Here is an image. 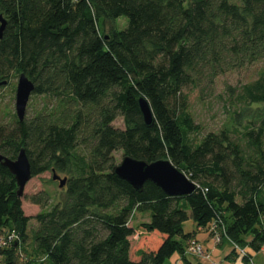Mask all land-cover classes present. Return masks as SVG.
I'll return each mask as SVG.
<instances>
[{
    "label": "trees",
    "instance_id": "1",
    "mask_svg": "<svg viewBox=\"0 0 264 264\" xmlns=\"http://www.w3.org/2000/svg\"><path fill=\"white\" fill-rule=\"evenodd\" d=\"M0 15V83L23 74L31 96L47 100L22 122L0 123V155L14 160L23 148L32 177L68 175L54 204L47 191L27 197L40 208L29 218L0 164V237L17 236L0 245V264H17L19 253L21 264H164L174 255L190 264L187 243L212 228L218 245L245 249L240 263L252 264L264 248V74L240 88L239 135L232 127L197 139L183 91L264 60V0H0ZM115 152L167 159L196 188L170 197L146 183L138 193L113 175ZM134 213L150 219L131 251ZM189 218L196 231L185 233ZM237 258L232 249L226 261Z\"/></svg>",
    "mask_w": 264,
    "mask_h": 264
},
{
    "label": "rangeland",
    "instance_id": "2",
    "mask_svg": "<svg viewBox=\"0 0 264 264\" xmlns=\"http://www.w3.org/2000/svg\"><path fill=\"white\" fill-rule=\"evenodd\" d=\"M125 19L122 18L117 21V29H123L125 26ZM108 30V26L106 28ZM261 74H264V60L256 62L252 65H248L241 69L232 71L225 75L216 78L213 84L204 82L200 87L187 88L183 91L186 95V106L187 110L192 116L196 125H199L200 131L196 135L197 139H201L208 133H217L225 128L232 130L235 127L236 131L239 133L243 132V126L245 125V119L240 114L243 108L242 104L237 101L238 94L241 86L255 81ZM17 78H11L6 80L5 86L0 87V123L2 125H7L8 120L15 116L14 108V98L15 90L17 84ZM47 103V100L40 97L31 96L26 108V116L33 114L35 110L40 109V107ZM256 106H252L255 108ZM234 119V121H233ZM112 126L117 129H123L124 125L121 118L116 119ZM237 135V136H238ZM115 163L119 164L122 159L121 152L113 153ZM60 179L68 178V175L54 172ZM52 171L44 172L38 176L32 177L30 181L26 184L22 196V210L26 217L32 218L40 212V208L31 204L27 197L37 194L41 191H47L51 195H55L52 198L51 205L57 202V200L62 197L61 189L58 187V182L52 180ZM189 215V211H187ZM149 214L134 213L129 221L128 226L136 230V233L131 236L128 240L130 243L131 251L138 247L139 237L138 234L139 226L143 223L149 222ZM37 227L34 220H30L28 223V235L31 237L32 231ZM183 230L185 233H192L196 231L195 224L189 218L183 225ZM197 242L204 255L196 257L193 255H188L185 252L186 258L190 264H241L239 255L240 251L246 252L245 249L238 247L230 242H224L220 245H216L212 236L207 232H200L196 234ZM221 238V235H220ZM250 236L246 240H250ZM30 240L27 241V244ZM220 243V242H219ZM188 247V243L186 248ZM237 248L238 258L236 262L226 261V256L231 252L232 249ZM186 251V249H185ZM18 257L20 261L17 264H21L25 261V254L19 253ZM177 255L172 256L170 259L166 260L164 264H182L180 259L178 261ZM252 264H264V248L259 253L252 254L251 258ZM181 262V263H180Z\"/></svg>",
    "mask_w": 264,
    "mask_h": 264
},
{
    "label": "water",
    "instance_id": "3",
    "mask_svg": "<svg viewBox=\"0 0 264 264\" xmlns=\"http://www.w3.org/2000/svg\"><path fill=\"white\" fill-rule=\"evenodd\" d=\"M5 26L6 21L0 15V40ZM6 84L5 81L1 82L0 87ZM33 89V84L23 74H20L17 78L14 98L15 115L19 122H22L25 117L27 104ZM137 106L144 125L151 127L153 125V116L147 101L140 97L137 99ZM0 164L14 177L17 185L16 195L18 198H22L24 187L32 178L30 163L25 150L23 148L20 149L14 160L0 155ZM112 173L118 179L129 184L138 193L142 191L146 183H152L165 195L170 197L189 196L196 188V185L188 180L167 159H160L148 163L124 156L119 164L112 169ZM52 174V180L57 181L59 189H62L65 185L66 178L60 179L54 172Z\"/></svg>",
    "mask_w": 264,
    "mask_h": 264
},
{
    "label": "built area",
    "instance_id": "4",
    "mask_svg": "<svg viewBox=\"0 0 264 264\" xmlns=\"http://www.w3.org/2000/svg\"><path fill=\"white\" fill-rule=\"evenodd\" d=\"M212 230L214 231V235L212 238L214 239V242L217 245L220 242V235L221 234L215 232V230L213 228H212ZM222 233H223V235L225 234L223 229H222ZM16 239H17V236L15 235V233L11 232L9 235H5L4 237H0V245L5 246L7 244L13 243ZM235 249H237V248L235 247ZM185 252L188 255H193L196 257H200V258L204 255V252H203L201 246L196 241H193V240L188 243V247L186 248ZM243 256H245V252L240 251L239 259Z\"/></svg>",
    "mask_w": 264,
    "mask_h": 264
},
{
    "label": "crops",
    "instance_id": "5",
    "mask_svg": "<svg viewBox=\"0 0 264 264\" xmlns=\"http://www.w3.org/2000/svg\"><path fill=\"white\" fill-rule=\"evenodd\" d=\"M200 233V232H199ZM195 240L197 241V242H199L198 240H197V236H195ZM178 261V258L176 259V261L175 262H177ZM181 263V262H180Z\"/></svg>",
    "mask_w": 264,
    "mask_h": 264
}]
</instances>
